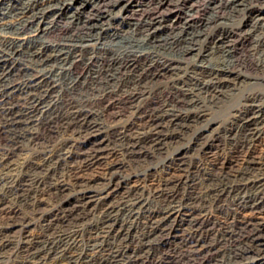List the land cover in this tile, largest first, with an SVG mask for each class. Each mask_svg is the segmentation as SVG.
I'll use <instances>...</instances> for the list:
<instances>
[{
  "label": "bare ground",
  "instance_id": "bare-ground-1",
  "mask_svg": "<svg viewBox=\"0 0 264 264\" xmlns=\"http://www.w3.org/2000/svg\"><path fill=\"white\" fill-rule=\"evenodd\" d=\"M262 2L0 0V264H135L171 242L194 264H264ZM61 20L71 31L51 40ZM245 43L247 59L237 48ZM93 54L107 64L79 82L74 60ZM143 57L156 60L139 70ZM120 69L129 75L115 83ZM158 79L172 100L136 110L119 145L71 102L67 126L84 129L18 162L65 80L66 89L101 100L136 97ZM235 98L221 132L214 108ZM141 143L162 158L132 171L126 158ZM44 169L49 186L39 192L44 178L31 172ZM68 207L75 220L92 215L93 223L70 225ZM211 211L222 221L205 229ZM15 238L16 251L1 252Z\"/></svg>",
  "mask_w": 264,
  "mask_h": 264
},
{
  "label": "rangeland",
  "instance_id": "rangeland-1",
  "mask_svg": "<svg viewBox=\"0 0 264 264\" xmlns=\"http://www.w3.org/2000/svg\"><path fill=\"white\" fill-rule=\"evenodd\" d=\"M121 1L126 2L129 0H121ZM130 1H137V0H130ZM262 5L264 6V2H262ZM205 15L206 13L199 12L198 18L199 17L203 18ZM64 24L65 22L62 20L58 23L57 30H55L51 34L52 37L51 40H56V38L64 34L66 30L67 32L71 31V29L69 28L68 29L64 28ZM119 29L121 32L127 30L125 27L122 28L120 27ZM112 42L113 44L117 45L120 41L119 39L116 38L112 40ZM108 43L109 42H106V44ZM96 46L100 47L101 44H97ZM237 48L239 54L245 56L244 58L246 59L249 58L250 54L248 51L247 43H245L244 46L238 45ZM93 55L95 58L93 57L92 60L90 61L86 59H80L79 57H77L74 60L76 62L70 71L73 77L80 78L79 82H81L84 78H87V81L89 82L90 79L94 77L93 74L94 71H97L98 67H102L103 65L107 64L106 61L107 59L105 60L103 58L102 59L96 58L98 57V55L96 54ZM155 60L156 58L151 59V57L140 58V60L137 61L136 63V67L139 70H141L143 67L149 66L148 64H152L153 61ZM246 74L247 75L253 74L252 70L248 67L246 70ZM128 75H129V70L120 69L119 73L116 74L115 76L114 82L119 83L121 82L120 80H124L126 77H128ZM68 82L70 81L65 80L64 82L56 86L53 93H51L50 98L48 99L50 109L49 111H47V113L44 114V117L41 118V120H38V126L35 127V134L33 136L34 139L33 145H30L27 148L28 150L26 149L19 155L18 157L19 163L23 162L24 160L25 161L29 159L33 160V158L37 154H39L41 150H43V148H45L46 146L53 145L54 143H56V141L60 140V138L61 139L67 138V140H74L76 136L75 133H78V131H82L84 129L83 125L73 126L74 125L73 124L71 126H67L69 120L67 118L66 111L68 110L67 106L71 102H74V105L82 111V114H86L85 116L86 122L91 120L92 121L95 120L99 122L103 126V131L105 130V133H107L110 142L113 145H119L120 144L119 139L121 135L125 133L129 134L127 133V129L134 120L136 110L150 111L153 109H158L162 106L163 103L165 102L169 103L172 100V93L165 88V80L163 79H158L157 81L155 80L145 81L146 82L145 86L135 91L136 97L129 98L126 94L118 92L116 93V95L103 97L101 100H96V98H93L94 94H91V92L82 91L78 93L77 89L75 90L66 89L65 83ZM236 101L237 100L235 98L230 103H227L223 108H214L212 118L219 125V129H218L219 131L222 132V130L226 127L225 122L228 115V110H229L228 107L235 105ZM221 132L220 134H224ZM166 133L167 132L163 131V134ZM186 140L187 138H185V142ZM221 141H222L221 142L222 145L224 141L223 140ZM73 142H75L76 145L80 143L79 141L78 142L73 141ZM82 151L83 150L77 152L80 153ZM189 155H191V153ZM158 156L156 151L154 150V148H152L150 144L141 143L139 147H137L135 154L131 155V157L126 159L128 160L127 162L130 164L133 171V168H136L138 170L145 169L147 166L159 162L162 156L160 157ZM71 160L73 161V159ZM53 163L54 162H52L51 164L52 166L48 165L45 169L46 170L51 169V167H53L54 165ZM45 169L41 170L40 172L38 171L31 172L32 175L34 173V175L36 174L38 175L37 177L44 178L43 183L39 186L38 189L39 192L47 191V187L49 186V180L45 177V172H46ZM132 171L128 170V172H126L125 175L131 173ZM19 174H20V170L18 169L14 174L15 175L14 179H16L17 178L16 175ZM3 184L4 183L0 185V193L1 192L3 193L5 190V185L3 186ZM147 185H149V183H147ZM23 193L26 194L28 193V191H25ZM150 195L151 194H149L148 190L146 189V191H144V198L146 197L150 199L151 203L154 205V201L152 202V197H150ZM70 209L72 208L68 207L67 213H64L70 225L72 224L74 226H79V228H84L90 223H93L94 221L93 218L95 217L94 216L92 217V215L88 216L85 219H82V221L75 220V218L79 217L77 216L79 215V213L73 210L72 213H70L69 212ZM209 213L207 215L208 223L205 225V229L206 228L209 229L211 227V223L215 224L222 221V219H220L222 215H219L214 211H211ZM40 231L41 230L33 229L31 231V234L34 233L38 234L40 233ZM43 234L48 235L49 231L47 232L46 230H44ZM224 245L228 247V242H226ZM16 247H17V239L15 238L14 240H12V242H10V245L5 249L1 250V252H4L6 255H10L11 253L16 251L17 249ZM195 262L196 260H193L192 258L191 259L187 258L185 256L184 251L181 250L179 247H177L175 243L171 242L169 244L160 243L158 247H155V249L150 253L149 256L140 258L135 264H163V263L164 264H168V263L194 264Z\"/></svg>",
  "mask_w": 264,
  "mask_h": 264
}]
</instances>
